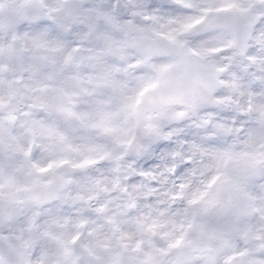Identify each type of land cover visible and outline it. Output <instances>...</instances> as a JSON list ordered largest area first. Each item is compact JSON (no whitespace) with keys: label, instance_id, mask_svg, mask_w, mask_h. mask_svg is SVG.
I'll list each match as a JSON object with an SVG mask.
<instances>
[{"label":"snow or ice","instance_id":"6c2138e0","mask_svg":"<svg viewBox=\"0 0 264 264\" xmlns=\"http://www.w3.org/2000/svg\"><path fill=\"white\" fill-rule=\"evenodd\" d=\"M0 264H264V0H0Z\"/></svg>","mask_w":264,"mask_h":264}]
</instances>
